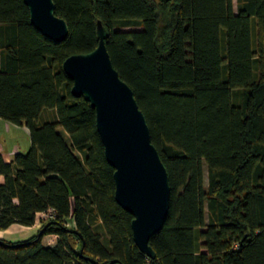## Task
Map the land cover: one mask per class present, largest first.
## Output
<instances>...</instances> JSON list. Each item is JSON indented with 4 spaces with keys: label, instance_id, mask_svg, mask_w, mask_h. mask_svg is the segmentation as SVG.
Wrapping results in <instances>:
<instances>
[{
    "label": "trees",
    "instance_id": "trees-1",
    "mask_svg": "<svg viewBox=\"0 0 264 264\" xmlns=\"http://www.w3.org/2000/svg\"><path fill=\"white\" fill-rule=\"evenodd\" d=\"M54 2L69 26L61 43L34 28L24 0H0V119L31 139L11 162L0 153V230L54 217L42 237L0 238V264L151 263L115 199L96 111L63 68L96 49L98 21L168 171L157 264H264V0L237 11L234 0Z\"/></svg>",
    "mask_w": 264,
    "mask_h": 264
},
{
    "label": "water",
    "instance_id": "water-1",
    "mask_svg": "<svg viewBox=\"0 0 264 264\" xmlns=\"http://www.w3.org/2000/svg\"><path fill=\"white\" fill-rule=\"evenodd\" d=\"M24 2L30 11L31 23L39 33L54 43L66 40L69 26L56 15L54 0ZM97 35L99 43L95 50L71 55L63 68L73 81L72 94L84 97L96 111V126L105 156L115 169V199L133 215L131 228L135 244L151 260L150 264H157L150 240L162 230L170 210L168 171L152 143L150 127L133 89L113 66L106 45L108 30L101 21L97 23ZM51 223L43 225L38 237L44 235ZM0 243L5 244L1 239ZM83 250L84 245L79 251L82 257ZM87 260L92 264H106L90 257ZM117 263L113 260L109 264Z\"/></svg>",
    "mask_w": 264,
    "mask_h": 264
},
{
    "label": "crops",
    "instance_id": "crops-1",
    "mask_svg": "<svg viewBox=\"0 0 264 264\" xmlns=\"http://www.w3.org/2000/svg\"><path fill=\"white\" fill-rule=\"evenodd\" d=\"M30 146H31L30 133L26 127L16 126L0 119V153L2 154L6 162H11L15 154L19 152L24 153L25 151H27V149ZM3 182H4L3 176H0V183ZM41 215L42 213H39L38 219L40 218ZM38 219L33 226L27 227L29 229H32L33 231L25 239L32 237V235H35L36 232L39 231L41 225L40 223H38L39 221ZM19 227L22 228V226L20 225H13L7 230H0V238L7 240L8 238L6 237L11 235V231H13V229L18 230ZM16 232L14 233L15 237L13 240H15V238L17 240H20V238L16 237ZM48 236L50 237V235ZM52 236L54 238H57L55 235ZM55 240L56 239L52 241L53 243L51 242L48 245H53L56 242Z\"/></svg>",
    "mask_w": 264,
    "mask_h": 264
},
{
    "label": "rangeland",
    "instance_id": "rangeland-1",
    "mask_svg": "<svg viewBox=\"0 0 264 264\" xmlns=\"http://www.w3.org/2000/svg\"><path fill=\"white\" fill-rule=\"evenodd\" d=\"M237 6H238V0H234V8H235V11H237ZM48 111H45L44 112V114L41 116V119L42 120H45L46 118H47V115H48ZM31 148V146L27 149V151H25V152H28V150ZM24 152V153H25ZM205 168V180H206V183H207V167L205 166L204 167ZM42 216V215H41ZM52 219V218H51ZM39 221H38V223H40V228H39V231H40V229L43 227V222L45 221V220H43V219H41V218H39L38 219ZM50 220V219H49ZM207 220H209V212L207 211ZM17 231V232H16ZM33 230L32 229H29V228H27V227H19L18 228V230H16V229H13V231H11V235H9V234H7V235H9V236H7L6 238H8L7 240L6 239H4V240H6V241H10V242H13V243H17V242H19V241H24V239L26 238V237H28L29 235H30V233L32 232ZM39 231H37L36 232V234H38V232ZM16 232V237L17 238H20V240H17L16 238H15V240H13L14 239V237H15V235H14V233ZM35 234V235H36ZM33 236V235H32ZM3 239V238H2ZM11 239V240H10ZM44 240H43V244L44 245H48L49 243H51L54 239H56L57 240V238H54L52 235H50V237L49 236H45L44 238H43ZM26 240V239H25ZM55 240V241H56ZM53 243V242H52Z\"/></svg>",
    "mask_w": 264,
    "mask_h": 264
},
{
    "label": "built area",
    "instance_id": "built-area-1",
    "mask_svg": "<svg viewBox=\"0 0 264 264\" xmlns=\"http://www.w3.org/2000/svg\"><path fill=\"white\" fill-rule=\"evenodd\" d=\"M40 218L43 219V220H48V219H51V218H54V217H53L52 211H49L47 213H42V216H40Z\"/></svg>",
    "mask_w": 264,
    "mask_h": 264
}]
</instances>
